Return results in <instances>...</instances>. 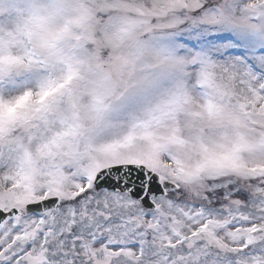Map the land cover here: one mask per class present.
<instances>
[{
	"label": "snow or ice",
	"instance_id": "1",
	"mask_svg": "<svg viewBox=\"0 0 264 264\" xmlns=\"http://www.w3.org/2000/svg\"><path fill=\"white\" fill-rule=\"evenodd\" d=\"M0 264H264V0H0Z\"/></svg>",
	"mask_w": 264,
	"mask_h": 264
}]
</instances>
